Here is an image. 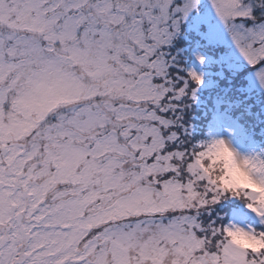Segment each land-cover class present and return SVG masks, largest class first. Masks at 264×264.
Segmentation results:
<instances>
[{
    "label": "snow or ice",
    "instance_id": "6c2138e0",
    "mask_svg": "<svg viewBox=\"0 0 264 264\" xmlns=\"http://www.w3.org/2000/svg\"><path fill=\"white\" fill-rule=\"evenodd\" d=\"M0 264H264V0H0Z\"/></svg>",
    "mask_w": 264,
    "mask_h": 264
}]
</instances>
